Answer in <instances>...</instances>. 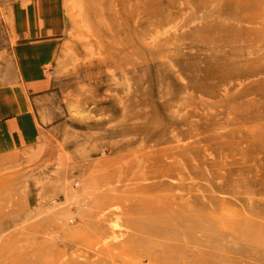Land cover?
Returning a JSON list of instances; mask_svg holds the SVG:
<instances>
[{"label": "rangeland", "instance_id": "rangeland-1", "mask_svg": "<svg viewBox=\"0 0 264 264\" xmlns=\"http://www.w3.org/2000/svg\"><path fill=\"white\" fill-rule=\"evenodd\" d=\"M56 6L0 264H264V0Z\"/></svg>", "mask_w": 264, "mask_h": 264}, {"label": "crops", "instance_id": "crops-1", "mask_svg": "<svg viewBox=\"0 0 264 264\" xmlns=\"http://www.w3.org/2000/svg\"><path fill=\"white\" fill-rule=\"evenodd\" d=\"M23 1L15 0L7 10L8 40L0 42V156L34 143L37 125L25 99L28 83L44 77V63L56 46L52 25L59 0Z\"/></svg>", "mask_w": 264, "mask_h": 264}]
</instances>
